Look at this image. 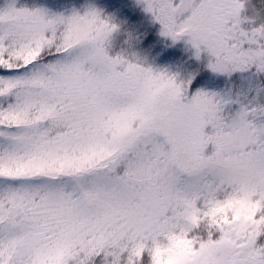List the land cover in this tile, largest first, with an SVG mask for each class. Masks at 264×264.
Wrapping results in <instances>:
<instances>
[{
    "label": "snow or ice",
    "instance_id": "snow-or-ice-1",
    "mask_svg": "<svg viewBox=\"0 0 264 264\" xmlns=\"http://www.w3.org/2000/svg\"><path fill=\"white\" fill-rule=\"evenodd\" d=\"M0 264H264V0H0Z\"/></svg>",
    "mask_w": 264,
    "mask_h": 264
}]
</instances>
